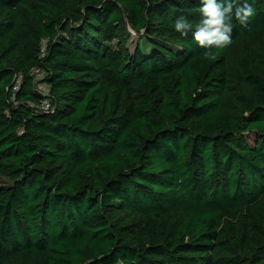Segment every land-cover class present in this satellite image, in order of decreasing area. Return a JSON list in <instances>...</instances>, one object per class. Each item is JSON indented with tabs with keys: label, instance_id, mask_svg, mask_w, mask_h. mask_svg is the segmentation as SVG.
Masks as SVG:
<instances>
[{
	"label": "trees",
	"instance_id": "1",
	"mask_svg": "<svg viewBox=\"0 0 264 264\" xmlns=\"http://www.w3.org/2000/svg\"><path fill=\"white\" fill-rule=\"evenodd\" d=\"M249 3L208 59L200 0H0V264H264Z\"/></svg>",
	"mask_w": 264,
	"mask_h": 264
},
{
	"label": "clouds",
	"instance_id": "2",
	"mask_svg": "<svg viewBox=\"0 0 264 264\" xmlns=\"http://www.w3.org/2000/svg\"><path fill=\"white\" fill-rule=\"evenodd\" d=\"M200 3L201 20L192 35L207 50L206 58L215 59L213 49H224L232 43L233 17L240 24H246L255 9L249 0H200ZM173 23L175 31L185 37L193 28L184 14L176 16Z\"/></svg>",
	"mask_w": 264,
	"mask_h": 264
},
{
	"label": "rangeland",
	"instance_id": "3",
	"mask_svg": "<svg viewBox=\"0 0 264 264\" xmlns=\"http://www.w3.org/2000/svg\"><path fill=\"white\" fill-rule=\"evenodd\" d=\"M129 30L132 31L133 32V36H135V37L131 38V43L130 44H131V46H133L137 42V38L136 37H138V36L135 35L134 31L130 27H129ZM35 76H36V78L38 80L41 81V82L39 81L40 83H43L42 82L43 81V77L45 76V73L43 71H40L39 69H36L35 70ZM37 84H38V82H37ZM41 86H43V85L40 84L39 87L41 88ZM0 180L3 183H7L8 182V179L5 178V177H2V176H0Z\"/></svg>",
	"mask_w": 264,
	"mask_h": 264
},
{
	"label": "built area",
	"instance_id": "4",
	"mask_svg": "<svg viewBox=\"0 0 264 264\" xmlns=\"http://www.w3.org/2000/svg\"><path fill=\"white\" fill-rule=\"evenodd\" d=\"M41 82V81H40ZM39 81H38V84H37V88L39 89V90H41L43 93H46L47 91H48V87H47V85L43 82V83H40ZM41 85H43V86H41V88L39 87V85L40 84ZM16 88H18V86H16L15 87V89ZM41 107L43 108V109H48L49 107H50V103H49V101L48 100H45V101H43L42 103H41Z\"/></svg>",
	"mask_w": 264,
	"mask_h": 264
}]
</instances>
